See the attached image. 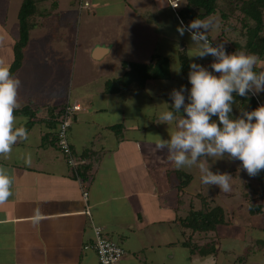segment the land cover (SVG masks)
Returning a JSON list of instances; mask_svg holds the SVG:
<instances>
[{
	"label": "rangeland",
	"instance_id": "rangeland-1",
	"mask_svg": "<svg viewBox=\"0 0 264 264\" xmlns=\"http://www.w3.org/2000/svg\"><path fill=\"white\" fill-rule=\"evenodd\" d=\"M73 1L45 0L41 3V9L50 10L55 7L53 12L59 15L54 16L58 19L57 24L47 25L31 39V51L37 56L35 63H43L42 72L37 73L34 82L35 91L46 89V92H55V85L66 76L69 79L73 77L76 82L86 77V88L93 90H97L106 81V89L114 81L128 76L125 72L131 67L121 61L134 63V70L138 72L141 67L136 66L149 64L153 59L157 62L160 56L169 58L172 81L149 80L143 90L133 87L119 95L118 108H121L122 113L116 119L128 129L117 132L116 128L111 133L124 139L138 136L158 146L164 142L168 147L181 152L172 160L171 170L175 167V171L169 172L171 186L177 182L179 186L183 175L187 173L193 174L195 181L186 188L184 196L180 193L181 198L175 197L174 192L166 195L171 215L179 208L180 212L175 213L178 214L175 219H186L192 208H202V200L196 196L198 194L210 197V208L224 209L229 225L220 227L216 233L196 235L191 246L185 245L190 238V230L183 224H172L171 243L175 252L172 264H264V184L253 177L250 167L244 168V151L241 148L234 146L229 139L210 140L202 132L204 116L220 113L224 108L225 93L239 90L240 84L233 78V73L246 66H259L264 71V61L234 49L233 42L243 40L240 35L242 23L238 20L240 14L228 20L230 27L235 28L234 32L223 30L219 13L206 17L197 27L186 24L189 28L186 29L177 16V10L184 7L187 0H170L179 4V8L174 11L168 0H93L90 10L84 8L81 0H76L75 4ZM0 6L7 7V0H0ZM64 22L68 32L63 33L58 27ZM225 32L230 38L221 39V34ZM3 38L0 73L7 71V66H2L3 63L7 65V35ZM102 42L115 47V55L105 61V66L102 65L106 68L107 78L104 76L102 82L97 79L90 81L93 72L85 51L95 43ZM43 43L49 46L40 45ZM183 49L187 50L192 69L188 75L181 72L179 65V53ZM48 53L51 58H64L60 59L56 71L48 70L52 68L48 64ZM40 66H36L38 70ZM231 67H234L233 70ZM120 74L124 76L117 77ZM211 74L214 79L208 82L196 81L197 77ZM32 83L29 81L26 86L19 81L16 85L25 90L32 88ZM66 89L61 92L57 90V93L63 94ZM5 90L6 96L0 98L1 107L17 110L21 102L16 107L7 105V81ZM251 91L264 104V86L256 85ZM67 95L66 92L65 98H68ZM186 104L187 108L184 107ZM30 107L33 109L35 105ZM41 110L44 111L41 115L33 111L26 115L30 116L28 118L45 115L51 117L57 109L49 108L47 111L46 107H41ZM56 113L57 116L59 113ZM2 126L7 129V120ZM256 132L257 136L251 135V139L259 138L264 142V124ZM2 137L4 129L0 128V148L4 149L3 143L6 148L5 141L13 136L6 137L5 141ZM2 158H7V151L0 155ZM256 205L263 206L261 212L250 213L249 206ZM207 244L216 245V256L201 253L199 247ZM189 247L197 248L191 254Z\"/></svg>",
	"mask_w": 264,
	"mask_h": 264
},
{
	"label": "crops",
	"instance_id": "crops-1",
	"mask_svg": "<svg viewBox=\"0 0 264 264\" xmlns=\"http://www.w3.org/2000/svg\"><path fill=\"white\" fill-rule=\"evenodd\" d=\"M23 1L7 0V7L0 6V54L3 37L7 35V65L2 64L7 71L15 59L14 48L20 35L18 15ZM84 2L90 4L86 9L93 7V0ZM54 16L37 19L24 52V64L7 80L8 106L16 107L21 102L17 109L20 110L35 105L33 109L30 107L31 111L40 115L44 112L41 107L57 110L51 117L13 116L7 119V129L0 127L4 129V141L13 136L5 141L6 148L4 143V149L0 148V155L7 151V158L0 159V264H100L93 248L95 228L123 247L125 254L119 264H172L175 252L171 227L174 223L182 225L175 219L179 208L174 210L175 216L171 215L165 197L174 192L175 197L181 198L179 182L171 186L169 177L172 160L181 152L164 142L158 146L138 136L127 135L124 139L111 133L114 126L122 124L124 129L128 128L117 121L122 113L118 108L120 94H108L106 81L93 90L86 88V77L76 82L66 76L55 85V92L35 91L34 82L43 63H35L37 56L31 51V39L47 25L57 24ZM59 29L68 32L66 22ZM97 47L102 49L96 52ZM114 49L110 43L102 42L85 51L93 72L90 81L102 82L104 76L107 78L102 65L115 55ZM48 57L52 67L48 70L56 71L64 58H51L49 53ZM19 81L26 86L32 81V88L20 89L16 85ZM65 89L63 94L57 93ZM5 96L6 93L2 99ZM69 106H80V112L72 116L68 138L77 158L82 157L83 163L86 159L91 165L87 180L68 165L53 145L56 112H63L64 116ZM29 122L34 123L26 127L27 131L23 130ZM84 193H88L87 200Z\"/></svg>",
	"mask_w": 264,
	"mask_h": 264
},
{
	"label": "trees",
	"instance_id": "trees-1",
	"mask_svg": "<svg viewBox=\"0 0 264 264\" xmlns=\"http://www.w3.org/2000/svg\"><path fill=\"white\" fill-rule=\"evenodd\" d=\"M44 1L45 0H24L21 5L18 15L20 35L14 48L15 59L8 71L0 73V98L5 93L6 81L14 77L22 67L24 51L30 40V32L37 25V19H49L55 15L53 12V8L55 7L50 10H43L40 8L41 3ZM83 1L84 0H82V2ZM202 9L206 11L205 15L199 14L198 11ZM217 13H219L222 19L223 30L226 32H230L231 30L236 31L235 28L230 27L231 25L228 20L235 17L237 13L240 14L238 20L242 23L240 35L243 40L239 39L233 42L234 49L237 52H242L264 61V0H187L184 7H180L177 10L178 18L186 27V24L190 27H197L203 19ZM186 29L189 28L187 27ZM226 32L221 34V39L224 37L230 38L227 36ZM198 36L202 37L200 35ZM207 39H210V37ZM124 63L131 67L128 72H125L128 76L123 75L124 77L122 76L123 78L120 77L121 79L114 81V84H109L110 87L108 85L106 88L108 94H122L133 87L137 90H143L149 80H173L171 60L167 57L160 56L157 62H154L153 59L149 64L136 66L141 67L138 72L134 70V63ZM179 65L183 74H191L192 69L186 49H183L179 53ZM233 68L234 67H231V70H233ZM130 77L134 79L131 80L129 79ZM233 78L240 84L239 90L225 93L224 108L220 113L206 114L204 116L203 136L210 140L229 139L234 146L241 148L244 151V168L250 167L253 177L264 184V142L260 141L259 138L251 139V135L257 136L256 131L260 128V125L264 124V104H262L260 99L254 96L251 91V88L256 85L264 86V71L259 66H246L243 70L233 73ZM210 79H214L213 74L210 76L204 75V77H197L196 81L204 83L208 82ZM131 81H133V84ZM30 111V107L12 111L4 109L0 105V127L8 118L26 114ZM62 113L63 112H60L57 115L58 122L55 133H53L55 135L53 145L63 154L70 166L71 159L74 158L78 161H82V157L77 158L69 138L70 153L65 152L59 144V130L63 119ZM30 123L34 122L27 123V126H25L23 130H26V127L31 125ZM112 129L121 132L124 126L121 124ZM84 161L85 163L74 168L78 175H81L84 180H87L91 165L89 162H86V159ZM194 179L195 177L193 174H184L181 179V184L177 186L178 192L184 194L186 188L192 184ZM247 187H249V185ZM196 196L198 199L202 200V208H192L186 219L179 220L180 225L183 224L191 232L189 240L185 242L187 246H191L192 240L196 235L206 236L211 233H216L220 227L229 225L223 208H210V201H208L210 197H205L202 194ZM245 197L247 198L248 196ZM262 208L263 206L259 205L249 206L250 213L252 214L260 213ZM105 238L107 237L105 236ZM107 239L114 241L110 238ZM196 248L197 247L190 249L189 247L190 253L193 254ZM199 249L205 256L217 254L215 251V244H207L199 247ZM216 254L213 256H216Z\"/></svg>",
	"mask_w": 264,
	"mask_h": 264
},
{
	"label": "built area",
	"instance_id": "built-area-1",
	"mask_svg": "<svg viewBox=\"0 0 264 264\" xmlns=\"http://www.w3.org/2000/svg\"><path fill=\"white\" fill-rule=\"evenodd\" d=\"M168 1L173 11L179 8L178 2H173L170 0ZM83 6L84 8H88L90 4L88 2H84ZM78 110H80V106H69L66 109L63 119L61 121L60 130H59V138H60L59 144L62 147V149L67 153H70L68 132L71 127V119L74 113L77 112ZM80 164H83V161L80 162L77 160L76 162L74 158L70 160V166L72 167L79 166ZM84 198L85 200L88 199V193H84ZM94 232H95V241L93 244V248L97 252L99 263L119 264L125 254L123 247L120 244L105 238V236L103 235L100 229L95 228Z\"/></svg>",
	"mask_w": 264,
	"mask_h": 264
},
{
	"label": "water",
	"instance_id": "water-1",
	"mask_svg": "<svg viewBox=\"0 0 264 264\" xmlns=\"http://www.w3.org/2000/svg\"><path fill=\"white\" fill-rule=\"evenodd\" d=\"M198 12H199V14H201V15H205V14H206V11H205V10H203V9H202V10H199ZM98 49H100V50H101L102 48H97V49H96V52H99V50H98ZM106 50H107V49H106Z\"/></svg>",
	"mask_w": 264,
	"mask_h": 264
}]
</instances>
